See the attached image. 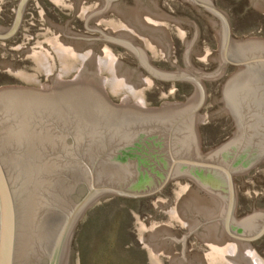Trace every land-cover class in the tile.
<instances>
[{
	"label": "water",
	"instance_id": "95a60500",
	"mask_svg": "<svg viewBox=\"0 0 264 264\" xmlns=\"http://www.w3.org/2000/svg\"><path fill=\"white\" fill-rule=\"evenodd\" d=\"M188 1L217 20L181 2L74 1L73 13L99 33L87 37L125 47L149 76L118 64L103 44L64 39L67 19L50 21L36 5L56 30L32 46L13 45L20 49L17 59H0L6 73L16 60L30 58L45 77L54 76L41 86H0V264H77L73 234L91 205L111 195L160 194L175 180L179 198L165 210L187 233L176 237L169 227H152L141 234L142 246L171 264H264L249 244L264 236V209L253 206L238 217L234 181L264 158V39H236L229 18L210 0ZM28 2L17 1L11 23L0 25V40L17 32ZM253 3L264 11V0ZM165 21L178 31L184 69L162 70L150 62L165 60L172 50ZM144 26L154 33L140 31ZM192 54L217 67H192ZM96 61L117 71L114 84L125 87L124 99L108 94L93 70ZM228 64L235 69L223 82L220 108L199 114L203 79L213 80ZM152 78L188 81L194 89L182 101L141 105ZM225 112L234 122L232 135L202 150L197 126ZM190 234L209 250L185 255ZM173 242L181 243L180 256Z\"/></svg>",
	"mask_w": 264,
	"mask_h": 264
},
{
	"label": "rangeland",
	"instance_id": "374dc122",
	"mask_svg": "<svg viewBox=\"0 0 264 264\" xmlns=\"http://www.w3.org/2000/svg\"><path fill=\"white\" fill-rule=\"evenodd\" d=\"M2 1H5L8 6V14L2 15L0 25L7 27L12 20V13L17 0H0V2ZM74 1L34 0L29 10L33 17L29 18L28 15L22 31L11 40L0 43V59L13 61L20 54V49L13 48V45L21 44L23 46H32L43 38L53 34V28L49 27L44 18L38 14L36 5H39L43 9L50 21L63 23L69 17H59L56 14V19H53L47 14L48 8L46 7L48 6L50 10L55 9L59 14L60 12L66 11L65 9L73 14ZM225 4L228 5V3H222L224 6ZM73 19L74 21L69 24L71 29L79 33L84 30L87 35L99 36L97 31L85 30L83 18L75 15ZM75 24H77L76 29L73 26ZM232 24L236 34L233 37L236 39L245 37L264 39V25L261 26L257 21L233 18ZM164 26L169 34L172 50L165 60H151H155L162 65L171 63L176 65V68H161L155 66L152 62L151 64L159 69L168 71H174L180 68L184 69L182 58L183 47L176 26L170 21H165ZM173 43L174 46L172 45ZM103 45L109 49V43L103 42ZM188 60L192 67L200 70H202L201 67L203 65H214L212 69L210 68L208 70L209 72L217 67L216 61L200 60L193 54L189 55ZM93 70L94 72L97 71L96 73L105 79L104 87L114 101L119 102L127 96L125 87H116L114 84L117 76V71L114 68L96 61L94 62ZM44 77V71L39 63L30 58H20L14 62V68L11 72L6 73L0 70V86L31 85L39 78ZM203 83L205 87L209 88V86H212L210 79H203ZM221 84L223 85V83ZM156 86L158 84L153 82L150 86L144 87L140 103L144 100L146 102L152 101L160 95V91L156 93ZM175 87L176 83L166 84L163 94L169 97L170 95L171 97L174 96L172 92ZM193 89L192 84H190L185 97L191 94ZM212 93L210 92V96L206 102L207 104L199 114L217 111L220 108L222 102L221 94ZM167 100L180 101L170 98ZM220 117L207 120L197 126L200 143L203 142L204 145H209L217 137L220 129L217 121H219L218 119ZM220 143H216L215 145ZM206 148H202V150ZM257 168L260 170L258 166L256 169L248 172L247 175H236L234 178L237 193L236 213L238 217L244 214L238 212L239 209L249 211L253 206L264 209V171L254 177L253 175ZM178 198L179 185L178 181L175 180L170 182L160 194L141 198H126L111 195L99 199L85 211L76 225L73 234V248L76 251L77 264H171L162 254L142 246L139 238L146 230L158 226L169 227L173 230L176 237H181L187 233L186 228L174 221L165 210L166 205L174 203ZM196 242H198V239L193 234H190L186 238L185 255L189 254L190 251L206 253L209 250V247L203 242L200 243V246L204 250L195 248L196 246L194 244ZM250 246L264 260V240L255 244L251 243ZM259 246L263 247L259 249ZM171 250L180 256L181 243L173 242L171 244ZM192 264L198 263L195 262Z\"/></svg>",
	"mask_w": 264,
	"mask_h": 264
},
{
	"label": "flooded vegetation",
	"instance_id": "af4514ba",
	"mask_svg": "<svg viewBox=\"0 0 264 264\" xmlns=\"http://www.w3.org/2000/svg\"><path fill=\"white\" fill-rule=\"evenodd\" d=\"M18 1V0H17ZM16 1V3H17ZM34 0H29V2L26 5L24 14H23V20L21 23V26L19 27V29L17 30V32L10 38L8 39H1L0 43H5L9 40H11L12 38L18 36V34L22 31L23 26L26 22V19L29 15V18L33 17L32 14H30L29 10H30V5L32 4ZM42 1V0H39ZM86 1H90L93 2V0H86ZM105 1V0H104ZM114 2H122L125 1L126 3H128L129 5H132L134 3H138V2H144V3H148L149 0H113ZM158 1V3H173V2H181V3H185L188 6L192 7V8H196L197 10H200L206 14H208L209 16L213 17L214 19H216L215 15H213L211 12H209L207 9L200 7L198 5L192 4L190 1L188 0H156ZM212 4H214L216 7H218L219 9H221L229 18L230 21V25H231V32L232 35H236L235 34V28L232 24V19L233 18H237V19H250L251 21H257V23L259 22L261 24V26L264 25V11L260 10L258 7L254 6L253 1L254 0H210ZM263 1V0H262ZM228 3L224 5H222V3ZM16 3L13 9V13H12V18L14 16V11H15V7H16ZM1 5V14H0V18L2 17V15H7L8 14V6L6 5L5 1L0 2ZM46 8H48L47 14L53 18L56 19L55 15L58 14L57 16H67L69 17L66 21V23L64 24V29L60 30V35H62V37L64 39H68V40H72V39H76V40H83V41H92L91 43H97V44H103V42L105 43V41L102 38H88L87 35L85 34L86 31H82L81 33H75V32H71L67 30V26L74 21V16L75 14L69 12L67 9H65L66 11L64 12H60L57 13L55 11V9L50 10V8L47 6ZM50 10V11H49ZM106 13V11L104 12ZM106 14H109V12H107ZM217 20V19H216ZM12 21V20H11ZM11 23V22H10ZM76 25L74 26V29H76ZM66 26V27H65ZM144 29H141L140 31L142 32H147V33H154V31H152V29H147L145 26L143 27ZM158 28V27H157ZM54 30H56V28H54ZM86 30V28H85ZM157 30V29H156ZM158 30L161 31L160 27L158 28ZM88 33V31H87ZM109 43V52H110V56L113 57L115 56L118 64L121 65H125L129 68H132L134 71L137 72V70L142 71L145 75L149 76V74L147 72H145L142 68H137V62L134 58V56L132 54H130L125 47L114 43V42H107ZM174 46V43L172 44ZM150 62L154 63L155 66L157 67H161V68H176V65L168 63L167 65H162L159 62L155 61V60H150ZM86 63H84V61L82 62V65H85ZM214 67V65L208 66V65H203L201 67V69L203 71L205 70H209L210 68L212 69ZM235 67L232 64H228L227 67L224 69V71L219 75V76H215L213 77L211 80V85L208 87H205L206 89V99L205 102L202 106V108L200 109V111H202V109L206 106V102L208 100V97L210 96V92H213L212 94H217V93H221V88H222V84L225 80V78L227 76H229L233 71H234ZM76 71V70H75ZM75 71L73 72H68V73H64L59 75L58 77H62V78H67L70 77ZM53 77H44V78H39L35 83L31 84L34 86H41L44 85L48 82L51 81V79H53ZM153 82L158 84V86H156V93L158 91H160V95L156 98L153 99L152 101L146 102L145 100L142 101L141 105L144 106H155V105H159L164 101H168L167 99H178V100H183L185 98V94L188 93V87L190 85V83L188 81H184V80H176L174 82L172 81H168V80H157L152 78ZM175 84L176 83V87L174 88V91L172 92L174 96L170 97L166 96L164 93L165 88H166V84ZM209 92V93H208ZM219 121H217V124L219 125V131L217 134V137H215L212 141V143L210 142L209 145H204L203 142L201 143V147L205 148V147H209L210 145H215L216 143L219 142H223L225 140H227L233 133L235 126H234V122L230 116L229 113L225 112V114H222V116L218 119ZM259 166V169L257 168V170L254 172V177H256L257 175H260L261 173H263L264 171V158L253 168H251L248 172H250L253 169H256V167ZM241 174V175H247V173ZM165 189V188H164ZM248 210H243V209H239L238 212L241 213H245ZM264 240V236H262L261 238L250 242L249 244H255V243H259L261 241ZM200 243H202L201 241L198 240V242H196L194 245L196 246L195 248L201 250L202 247L200 246ZM199 244V245H197ZM263 247V246H259V249ZM204 250V249H202Z\"/></svg>",
	"mask_w": 264,
	"mask_h": 264
}]
</instances>
